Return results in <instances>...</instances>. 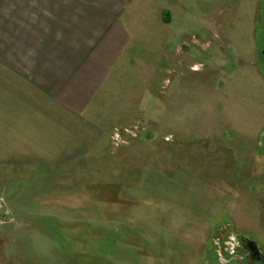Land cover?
I'll list each match as a JSON object with an SVG mask.
<instances>
[{"label": "rangeland", "instance_id": "rangeland-1", "mask_svg": "<svg viewBox=\"0 0 264 264\" xmlns=\"http://www.w3.org/2000/svg\"><path fill=\"white\" fill-rule=\"evenodd\" d=\"M137 3L145 107L102 156L0 169V264H208L223 222L264 250V0Z\"/></svg>", "mask_w": 264, "mask_h": 264}, {"label": "crops", "instance_id": "crops-1", "mask_svg": "<svg viewBox=\"0 0 264 264\" xmlns=\"http://www.w3.org/2000/svg\"><path fill=\"white\" fill-rule=\"evenodd\" d=\"M137 2L0 0V169L102 156L121 104L133 107L135 92L145 107L151 65L132 45Z\"/></svg>", "mask_w": 264, "mask_h": 264}, {"label": "flooded vegetation", "instance_id": "flooded-vegetation-1", "mask_svg": "<svg viewBox=\"0 0 264 264\" xmlns=\"http://www.w3.org/2000/svg\"><path fill=\"white\" fill-rule=\"evenodd\" d=\"M222 224L224 226L220 227L218 232L221 234L224 231L217 240H214V236L218 232L212 234L214 255L208 264H264V250L256 238L233 229L229 223Z\"/></svg>", "mask_w": 264, "mask_h": 264}, {"label": "built area", "instance_id": "built-area-1", "mask_svg": "<svg viewBox=\"0 0 264 264\" xmlns=\"http://www.w3.org/2000/svg\"><path fill=\"white\" fill-rule=\"evenodd\" d=\"M128 132V131H127ZM132 132V131H131ZM123 131L121 129H118L117 127L114 129V133H113V138H114V141H119V140H122L123 138ZM122 141H119L117 143H120Z\"/></svg>", "mask_w": 264, "mask_h": 264}, {"label": "trees", "instance_id": "trees-1", "mask_svg": "<svg viewBox=\"0 0 264 264\" xmlns=\"http://www.w3.org/2000/svg\"><path fill=\"white\" fill-rule=\"evenodd\" d=\"M165 16H166V17H164L165 21H166V22H169V20H170V19H169V18H170L169 13H166ZM149 133L152 134L153 132H149ZM147 134H148V133H147Z\"/></svg>", "mask_w": 264, "mask_h": 264}, {"label": "water", "instance_id": "water-1", "mask_svg": "<svg viewBox=\"0 0 264 264\" xmlns=\"http://www.w3.org/2000/svg\"><path fill=\"white\" fill-rule=\"evenodd\" d=\"M262 54H263V56H264V49L262 50ZM155 135H156V134L153 135V138L155 137ZM151 139H152V138H150V140H151Z\"/></svg>", "mask_w": 264, "mask_h": 264}]
</instances>
